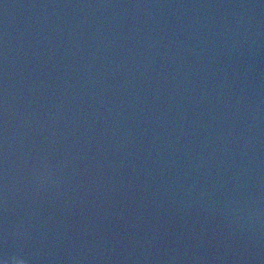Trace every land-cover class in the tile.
Masks as SVG:
<instances>
[{"label":"water","instance_id":"95a60500","mask_svg":"<svg viewBox=\"0 0 264 264\" xmlns=\"http://www.w3.org/2000/svg\"><path fill=\"white\" fill-rule=\"evenodd\" d=\"M0 264H264V0H0Z\"/></svg>","mask_w":264,"mask_h":264}]
</instances>
